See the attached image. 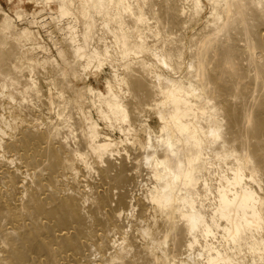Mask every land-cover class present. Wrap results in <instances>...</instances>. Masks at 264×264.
<instances>
[{"label":"bare ground","instance_id":"1","mask_svg":"<svg viewBox=\"0 0 264 264\" xmlns=\"http://www.w3.org/2000/svg\"><path fill=\"white\" fill-rule=\"evenodd\" d=\"M35 1L64 35L24 58L2 9L0 264H264V0Z\"/></svg>","mask_w":264,"mask_h":264},{"label":"rangeland","instance_id":"2","mask_svg":"<svg viewBox=\"0 0 264 264\" xmlns=\"http://www.w3.org/2000/svg\"><path fill=\"white\" fill-rule=\"evenodd\" d=\"M56 3H57V1H56ZM210 7L211 6L208 4L207 11L210 10ZM19 8L22 11H24V12H22L24 15L26 13V16L23 17L24 19L26 17L28 19V17H29V19H28V20H30L29 22L33 21V22L29 23L28 20L25 19V21L23 22V20H24L23 18L21 19V21H19V19L16 20L17 26L18 27H21L22 30L24 31V38H26V42H27V46H26L27 48L24 47L22 49L23 57L24 58H27V57H30V56L35 57V55H36V57H39L40 56L39 58L41 59V57H44L45 55L48 57V55H49L50 57H48V60L50 61L49 63L51 64V60H53V58L56 56L55 55L56 54V44H55L56 41L55 40L58 39V38H60L64 34L63 33H60V32H56V33L55 32H51V29H52L51 23H49L50 24L49 26L45 24L46 21H47V24H48V21H50V19L49 18L44 19V17L45 16L48 17L47 15H49V14L46 11H43V13H42L43 15L38 14L41 6H39V4H37L35 0H0V18L3 15L2 9H5L10 15L15 16V13L14 12H16V10H18ZM53 9L56 10V4L53 5ZM73 11L75 12L76 10L73 8ZM45 13H46V15H45ZM75 14L78 17V21L77 22H78V25H79L80 29H83L84 28V21H83V19L81 18V16H79V12H75ZM38 15L40 17H42L45 21H43V19L41 21V18ZM39 20L42 23L39 22ZM31 24H33V25H31ZM40 24H41V26H40ZM45 27H47L48 29L50 27L51 29L48 30ZM29 30H31L32 32H30ZM47 31H48V33H47ZM49 31L51 33H53L52 36H49L48 35V34H50ZM36 53L38 55L40 53V54H42V56L41 55L37 56ZM42 63L43 64H47V65L45 66V65L38 64V65L35 66V68H37V69H35V71L37 70V74L39 75V73L41 72V74L39 75V78L37 77L35 79L37 81H39L40 84H42V86L44 87V91H42V93L45 92L44 94L49 95L50 94V89H49V87H50V78L49 77L51 76V73H52V72H50L51 66L46 61L45 62H42ZM39 66H40V68H39ZM38 68H39V70H38ZM105 68L107 70L111 69V67L109 65H106ZM44 69H46V70H44ZM41 70L43 71V74H42V71ZM38 71H39V73H38ZM37 74H35V77H36ZM46 77H48V78L46 79ZM93 81H94L95 84H97V82L94 80V78H93ZM39 82L37 83L38 84V87H42V86H40ZM80 84H82V83H80ZM42 88H41V90H43ZM151 122L154 125L155 124L157 125L156 119L154 117L151 118Z\"/></svg>","mask_w":264,"mask_h":264}]
</instances>
